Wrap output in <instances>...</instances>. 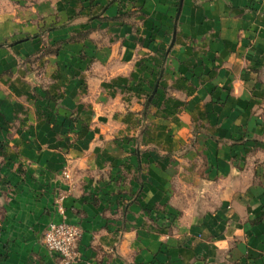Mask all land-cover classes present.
<instances>
[{"label":"crops","instance_id":"0c3cea01","mask_svg":"<svg viewBox=\"0 0 264 264\" xmlns=\"http://www.w3.org/2000/svg\"><path fill=\"white\" fill-rule=\"evenodd\" d=\"M19 3L55 21L52 41L93 33L39 61L41 85L0 77V264H61L37 242L59 215L79 231L70 264H264V0ZM14 7L0 28H31ZM152 84L146 116L134 97ZM71 111L92 129L76 144L58 126ZM122 120L133 147L112 141Z\"/></svg>","mask_w":264,"mask_h":264},{"label":"rangeland","instance_id":"374dc122","mask_svg":"<svg viewBox=\"0 0 264 264\" xmlns=\"http://www.w3.org/2000/svg\"><path fill=\"white\" fill-rule=\"evenodd\" d=\"M23 1L26 3L32 0H23ZM19 2H21V0H0V7H3V5L5 6L15 5L14 9H15V12L17 13H14L13 9H11L10 11H6L5 13L8 15V17L18 16L21 19L20 20L21 23H23L24 21L28 22L30 20V23L32 25L31 28L29 29L10 28V27L0 28V77L1 76L11 77L13 75L12 71H23V77H25L26 80H29L30 82L35 83V84L40 83L41 85L42 75L40 74V71H45L46 66H45V62H42L41 64H38V62L41 60L42 61L47 60L48 58L46 59V57H52L54 60L55 56H57L62 50V46L66 44L65 42L85 41V39L89 38L90 34L93 32H91L92 31L91 29L77 30L72 33H69L65 39L57 38V39H53L52 41L50 32L52 31L55 32L56 30H58V28H60L54 24L55 21L45 23V21L42 19L43 18L42 14L40 13L35 14L34 12H31L27 9H24V11L26 12H23V8L21 7L26 6V5L21 4ZM15 3L17 4V6ZM2 14L3 13H0V15ZM98 34H96L97 39H98ZM34 40L36 42H34ZM26 42H31V45L34 47V50H30L29 52H27V54H23L19 51L18 46ZM80 56H82V58H84V56H89V57H92L91 60L95 61L94 63H91L90 61L88 62V64L86 65V68L89 67L88 71H112L114 70L113 64L109 65L107 63L106 65H100L97 57H95L94 55H87L83 51L82 53H80ZM154 65L156 69L152 68L150 70V74L152 73L156 74V72L159 71L158 69L161 68L159 64L157 65L154 64ZM96 78H97L96 76H90L89 82L85 83L84 90H87V91L92 90L93 89L92 83ZM0 85L3 86L4 84L1 83ZM152 85H149V87L146 89L145 92L143 93L138 92V96H135V97L133 96L134 99H137L140 105L144 106V114L146 116H153L154 109L156 108V105L154 104V99L156 98L155 85L153 86ZM90 97L92 98V100H95L96 98V97H93L92 95ZM47 99L53 103L51 105H56V100H54L53 97L47 96ZM108 99L109 98L106 99L107 102H108ZM122 108L123 109H120L121 112H124V110H127L125 106H122ZM51 111H54L53 108L51 109ZM93 111L95 112V110L88 108L89 115L90 113H93ZM127 111L130 112V110H127ZM53 123H54V120L52 122V125ZM59 125L65 127L66 131L64 134L66 138H68L67 142L71 144H74V143L76 144L77 137L80 131H85L86 135L87 133L92 132V129H90V127L88 126L85 120L84 121L76 120V115L72 111L63 117V121L61 120V123L58 124V126ZM134 126L136 128L135 130L133 129V133L136 132L139 135L140 132L145 129L146 124H143L140 121H138ZM110 127H112V125H110ZM128 128L129 127L126 126V121L122 120L119 123V127L117 128L113 127V131H110V134L113 136L112 141L116 143V145L120 148H127L129 146L133 147L132 145L133 137L127 136ZM85 142L89 143L90 140L86 139ZM191 144H192L191 140L189 139L186 140V142H184V144L182 145L180 152L185 153L186 151H188V149H190ZM83 146H87V145L84 144ZM0 147H2V145H0ZM63 171H66L65 167L59 171L57 176L61 180L62 179L66 180L68 179V177H66L63 174ZM2 192H4V190L2 191V188H0V198L2 196ZM53 192L55 194L54 195V201H55V199L60 198L62 191L56 188L54 189ZM59 219H60V215H59ZM41 237H42V232L39 235L37 242L40 244L41 247H43V244L41 242ZM44 251H45L44 253L52 257V259L55 262L58 263L60 261L59 259H57V257L52 256L49 251L48 252L46 250ZM6 256H7L6 254L0 255V260L2 259V257L6 259ZM25 261L26 263H29V261L27 260ZM30 264H36V263L35 261L32 262L31 260ZM61 264L63 263L61 262Z\"/></svg>","mask_w":264,"mask_h":264},{"label":"built area","instance_id":"2783aa9c","mask_svg":"<svg viewBox=\"0 0 264 264\" xmlns=\"http://www.w3.org/2000/svg\"><path fill=\"white\" fill-rule=\"evenodd\" d=\"M63 174L67 177L65 171ZM58 212L60 214L59 209ZM78 236L77 226L60 215V219L50 222L44 229L41 242L50 253L59 256L63 264H70L76 256L74 246Z\"/></svg>","mask_w":264,"mask_h":264}]
</instances>
